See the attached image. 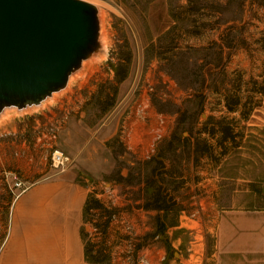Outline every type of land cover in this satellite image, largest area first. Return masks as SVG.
Instances as JSON below:
<instances>
[{
  "label": "rangeland",
  "instance_id": "rangeland-1",
  "mask_svg": "<svg viewBox=\"0 0 264 264\" xmlns=\"http://www.w3.org/2000/svg\"><path fill=\"white\" fill-rule=\"evenodd\" d=\"M91 1L101 9L106 56L47 107L9 116L0 128L23 130L22 120L69 100L75 111L58 145L114 215L104 233L105 215L88 214L86 243L105 248V264H212L219 211L264 205V0ZM125 58L127 76L116 82ZM237 96L240 107L258 103L245 118L226 107ZM25 132L31 142L17 147L26 152L6 147L0 160V242L4 193L12 195L1 165L32 181L52 168L49 151ZM153 189L167 212L144 208ZM164 214L165 232L154 234Z\"/></svg>",
  "mask_w": 264,
  "mask_h": 264
},
{
  "label": "crops",
  "instance_id": "crops-1",
  "mask_svg": "<svg viewBox=\"0 0 264 264\" xmlns=\"http://www.w3.org/2000/svg\"><path fill=\"white\" fill-rule=\"evenodd\" d=\"M42 172L19 196L4 193L8 217L0 264H104L87 260L83 227L92 191L83 169ZM211 259L212 264H264V205L219 211Z\"/></svg>",
  "mask_w": 264,
  "mask_h": 264
},
{
  "label": "water",
  "instance_id": "water-1",
  "mask_svg": "<svg viewBox=\"0 0 264 264\" xmlns=\"http://www.w3.org/2000/svg\"><path fill=\"white\" fill-rule=\"evenodd\" d=\"M89 0H0V114L40 105L102 49Z\"/></svg>",
  "mask_w": 264,
  "mask_h": 264
},
{
  "label": "built area",
  "instance_id": "built-area-1",
  "mask_svg": "<svg viewBox=\"0 0 264 264\" xmlns=\"http://www.w3.org/2000/svg\"><path fill=\"white\" fill-rule=\"evenodd\" d=\"M69 100L65 101L58 106L56 111L51 112L50 116L38 115L34 117H27L19 123V128L23 130H18V128H0V160L5 156L6 147H9L10 153L14 156H20L21 152H26L25 150H20L17 147V141L22 139L23 143H30L31 141L27 140V131L28 129L33 130V147L47 149L49 151V156L46 157L49 159V164L52 168L58 169L59 171H64L69 167L72 160L70 156L59 147L58 139L60 132L65 126L67 119L71 112L75 111V107H72L71 104H68ZM136 115L139 118L145 116V110L141 104L137 105L135 109ZM157 136H160L159 134ZM32 159L33 156H29ZM4 178L6 180L9 191L14 197L19 196L29 187V182L32 181L30 174L22 175L18 171L7 170L2 166ZM1 170V171H2ZM114 215H112V218ZM111 218V220H112ZM97 229V228H95ZM141 262L144 261L142 257Z\"/></svg>",
  "mask_w": 264,
  "mask_h": 264
},
{
  "label": "trees",
  "instance_id": "trees-1",
  "mask_svg": "<svg viewBox=\"0 0 264 264\" xmlns=\"http://www.w3.org/2000/svg\"><path fill=\"white\" fill-rule=\"evenodd\" d=\"M188 50L190 51H197V49L193 47H188ZM128 63L129 59H120L118 66L115 69V81L116 82H121L124 80L127 76L128 72ZM257 91L260 94H264V89H257ZM258 105V103H250L248 107H240V97L237 96L231 101L227 100L226 101V107L228 110L231 111H236L240 110L242 116L245 118L247 117L251 111ZM225 132V130H223ZM153 191L151 192V197H150V203H147L144 205V208L146 209H156V210H168L167 207L162 205L161 199V192L159 191ZM94 211V212H93ZM95 212H98L100 215H105V220L100 224L101 228L103 229V232L105 233V230L107 226L109 225V222L111 221L112 218V213L111 210L108 209V206L105 205V202L98 197V194L96 192H91L89 197L87 198L86 204H85V219L88 214L95 215ZM158 221L156 222L155 226V231L154 234L158 233H164L166 229V223L164 221L165 214L163 217L157 216L156 217ZM83 234H84V229H83ZM94 245L86 243V255H87V260L91 263H104L105 264V248H98L96 251H94Z\"/></svg>",
  "mask_w": 264,
  "mask_h": 264
},
{
  "label": "bare ground",
  "instance_id": "bare-ground-1",
  "mask_svg": "<svg viewBox=\"0 0 264 264\" xmlns=\"http://www.w3.org/2000/svg\"><path fill=\"white\" fill-rule=\"evenodd\" d=\"M89 1H91V0H89ZM98 5V4H97ZM98 7H99V5H98ZM101 9H100V7H99V11H100ZM100 13H101V11H100ZM102 15V14H101ZM101 19H103V18H101ZM102 22H103V20H101ZM103 24V23H102ZM102 29V31H103V27H101ZM103 32L101 33V41H102V45H103V49L98 53V54H96L95 56H93V59H91L90 58V60H88V61H85V63L83 64V67H82V69H80V71H78V72H76V73H74L73 75H71V77H70V79H69V82H68V85H67V87L65 88V89H63V90H61V91H59V92H55L51 97H49V98H47L46 100H44L40 105H37V106H32V107H28V108H26V109H23V110H15V109H13V108H10V109H5V111L3 112V113H1L0 114V125H2L3 123H5V119L7 118V117H11L12 115H25V114H28V113H35V112H38V111H40L41 109H44L45 108V106L47 105V104H49L50 102H52L55 98H56V96L57 95H60L61 93H63V92H65L66 90H68V88H70L71 87V83H72V81L76 78V77H78L82 72H83V70H84V68L86 67V65H88L87 63L88 62H90V61H92V60H98V59H101V58H103V57H105L106 56V54H107V52H106V44H105V41H104V37H103ZM105 36V35H104ZM82 75V74H81ZM75 81V80H74ZM73 81V82H74ZM47 107V106H46ZM2 121V122H1ZM8 121V120H7Z\"/></svg>",
  "mask_w": 264,
  "mask_h": 264
}]
</instances>
